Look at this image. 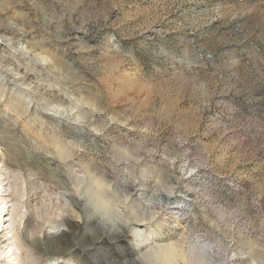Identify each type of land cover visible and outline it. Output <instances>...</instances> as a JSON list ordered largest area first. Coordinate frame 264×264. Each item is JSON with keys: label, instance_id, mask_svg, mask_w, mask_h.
Instances as JSON below:
<instances>
[{"label": "rangeland", "instance_id": "obj_1", "mask_svg": "<svg viewBox=\"0 0 264 264\" xmlns=\"http://www.w3.org/2000/svg\"><path fill=\"white\" fill-rule=\"evenodd\" d=\"M0 88V264H264V0H0Z\"/></svg>", "mask_w": 264, "mask_h": 264}, {"label": "bare ground", "instance_id": "obj_2", "mask_svg": "<svg viewBox=\"0 0 264 264\" xmlns=\"http://www.w3.org/2000/svg\"><path fill=\"white\" fill-rule=\"evenodd\" d=\"M1 190H2V188L0 186V194L2 193ZM5 211H6V206H5L4 202H2V204H0V217H5ZM0 226H1V222H0ZM153 233H154V231H151L150 233H148L149 234L148 236L154 242V241H156V239H158V237H157V235H154ZM173 245H159L158 244L157 246L152 248L153 249V255L159 261L160 260L164 261L167 264H176L175 262L177 261L178 251L175 249V246H173ZM2 252H4V251H2ZM56 257H58V256H56ZM67 262H69V264L76 263L74 261H67Z\"/></svg>", "mask_w": 264, "mask_h": 264}]
</instances>
